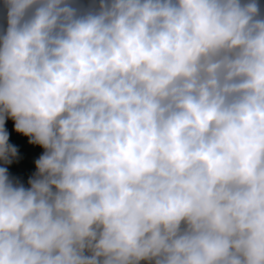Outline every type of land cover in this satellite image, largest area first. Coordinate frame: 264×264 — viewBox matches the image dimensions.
Wrapping results in <instances>:
<instances>
[{"label": "clouds", "instance_id": "obj_1", "mask_svg": "<svg viewBox=\"0 0 264 264\" xmlns=\"http://www.w3.org/2000/svg\"><path fill=\"white\" fill-rule=\"evenodd\" d=\"M0 264H264V0H0Z\"/></svg>", "mask_w": 264, "mask_h": 264}, {"label": "crops", "instance_id": "obj_2", "mask_svg": "<svg viewBox=\"0 0 264 264\" xmlns=\"http://www.w3.org/2000/svg\"><path fill=\"white\" fill-rule=\"evenodd\" d=\"M9 127L11 128V124H9ZM16 139H19L18 137ZM39 150H37V153H38Z\"/></svg>", "mask_w": 264, "mask_h": 264}]
</instances>
